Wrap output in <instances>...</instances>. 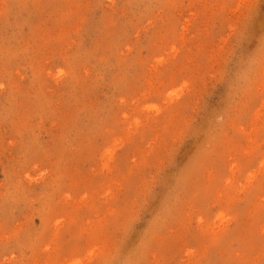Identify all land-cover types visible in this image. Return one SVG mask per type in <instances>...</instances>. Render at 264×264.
Returning <instances> with one entry per match:
<instances>
[{"label": "rangeland", "instance_id": "obj_1", "mask_svg": "<svg viewBox=\"0 0 264 264\" xmlns=\"http://www.w3.org/2000/svg\"><path fill=\"white\" fill-rule=\"evenodd\" d=\"M0 264H264V0H0Z\"/></svg>", "mask_w": 264, "mask_h": 264}]
</instances>
